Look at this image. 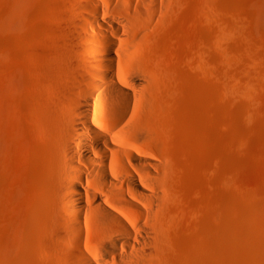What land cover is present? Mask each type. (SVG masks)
Segmentation results:
<instances>
[{
  "label": "rangeland",
  "instance_id": "374dc122",
  "mask_svg": "<svg viewBox=\"0 0 264 264\" xmlns=\"http://www.w3.org/2000/svg\"><path fill=\"white\" fill-rule=\"evenodd\" d=\"M70 1L0 0V264L97 248L60 237ZM134 34L139 145L161 164L152 262L264 264V0H163Z\"/></svg>",
  "mask_w": 264,
  "mask_h": 264
},
{
  "label": "bare ground",
  "instance_id": "6f19581e",
  "mask_svg": "<svg viewBox=\"0 0 264 264\" xmlns=\"http://www.w3.org/2000/svg\"><path fill=\"white\" fill-rule=\"evenodd\" d=\"M69 4L74 12L64 36L71 46L63 52L70 58L58 59L66 63L59 73L69 86L63 90L62 137L56 142L60 237L91 241L93 231L97 248L87 252L74 242V264H152L155 215L163 199L156 189L161 164L139 145L145 135L137 116L148 101L144 76L130 60L135 30L152 28L163 0Z\"/></svg>",
  "mask_w": 264,
  "mask_h": 264
}]
</instances>
